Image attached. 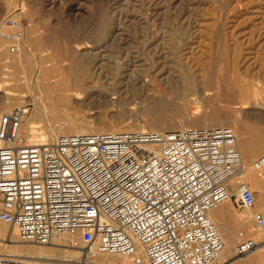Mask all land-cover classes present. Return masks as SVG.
Masks as SVG:
<instances>
[{"label":"built area","instance_id":"built-area-1","mask_svg":"<svg viewBox=\"0 0 264 264\" xmlns=\"http://www.w3.org/2000/svg\"><path fill=\"white\" fill-rule=\"evenodd\" d=\"M10 23L16 32L6 37L18 42L24 32ZM30 110L24 104L0 117V222L24 242L48 245L79 233L86 258L218 264L226 242L210 213L236 194L242 208L256 204L231 127L90 132L31 144L21 131ZM253 168L264 171V156ZM254 222L264 232V215ZM262 245L240 231L236 256ZM0 264L32 263L2 257Z\"/></svg>","mask_w":264,"mask_h":264},{"label":"rangeland","instance_id":"rangeland-1","mask_svg":"<svg viewBox=\"0 0 264 264\" xmlns=\"http://www.w3.org/2000/svg\"><path fill=\"white\" fill-rule=\"evenodd\" d=\"M48 1L52 0H0V33H15L10 21L17 19L25 37L35 47H32L34 55L26 53L24 45L22 47L24 57L28 56L26 60L31 61H26L24 71L16 60L13 63L16 56L11 58L9 54V49L18 44L17 41L0 37L7 46L0 49V81L6 91L19 95L13 101H0V117L6 107L14 110L22 101L29 104L31 110L34 107L30 101L32 93L23 80L25 72L30 75L35 70L32 58L43 56L46 63L68 59L63 63L72 62V69L78 77H88L86 80H89L99 60L95 57L99 48L105 49L111 63L102 78L101 97L81 101V106L62 112L61 118H52L54 122L58 121L57 124H61L62 118L63 124L69 119H78L80 122L93 121L98 127L96 123L101 119L120 127L123 125L128 129L125 132L139 131L134 129L138 126L152 131L150 125L154 122L178 130L184 119L209 112L222 120L229 119L225 126L231 127L236 113L245 108V95L253 97L255 89H260L259 97L264 102V0H60L66 10L76 11V19L69 17L72 13L69 11L66 15L50 11ZM22 11L20 18L15 17ZM5 20L7 25L3 27ZM88 50L94 54H85ZM116 63L121 65L116 66ZM57 67L62 69V64ZM130 69L152 82L150 92L156 96H145L141 85L126 82L125 74L132 73ZM153 70H163L165 76L169 75L173 81L172 89L153 76ZM16 83H20V87ZM204 94L211 99L203 98ZM236 119L237 130L250 137L247 142L264 145V117ZM40 126V132L47 133L46 124ZM260 156L264 153L246 159V163L253 165ZM253 171L257 173L254 168ZM244 181L250 187L253 185V181ZM229 224L233 225L231 232L243 231L234 228V221L229 220ZM0 225L13 229L3 222ZM250 225L252 230L256 229L255 224ZM263 235L247 238L263 239ZM80 239L79 235L70 244L74 248L65 247L64 243L57 247L83 251ZM261 251L244 256L251 258L245 264H264V249ZM4 252L8 253L0 248V254Z\"/></svg>","mask_w":264,"mask_h":264},{"label":"bare ground","instance_id":"bare-ground-1","mask_svg":"<svg viewBox=\"0 0 264 264\" xmlns=\"http://www.w3.org/2000/svg\"><path fill=\"white\" fill-rule=\"evenodd\" d=\"M126 1L130 2L132 0H126ZM181 1H183V0H181ZM43 2H44V0H43ZM48 6L50 7V11L55 12V10H56L63 15H66V11L72 12L69 15V17L72 19H76V16H77L76 11L74 9L66 10L67 8L64 7L63 1L62 2H60V0H52L51 2L48 1ZM181 7H183V6H181ZM17 13H18V11H17ZM23 13H24V11L17 14L15 17L20 18L21 14H23ZM57 18H59V17H57ZM12 21H16L17 28L23 30L22 25L20 24L19 20L12 18ZM5 22H6V20H5ZM6 25H7V22L3 24V27H6ZM12 28L15 29L14 27H12ZM23 32L25 33L24 30H23ZM31 33H32V31H31ZM8 35L9 34H7V33H2V32L0 33V37L3 36L4 38H7L6 36H8ZM29 37H31V36H29ZM17 43L18 44L15 43L16 45H18L17 50L14 52L10 48L9 54L12 55V57L10 56L11 58H13L14 55L16 56L14 58L13 63H16V61H17L18 65L22 66L23 70H24L25 64L30 63L31 61L28 62L26 60L28 57L26 54H25V56H27V57H24V55L22 53V47L24 45L25 49L27 50L25 52L26 53L28 52V54H29V52H31V54H33L32 53V52H34L33 48H35V47H33V44L29 41V39H27L25 37V35ZM6 47L7 46L4 43H2V39H1L0 40V49L4 50ZM156 49H158V48L156 47ZM105 53H106V51L103 48H99L98 54L95 53V54H97V55H95V57L98 58L99 60L95 64L96 69L92 73L89 80H86V79H88V77L86 79H80L78 77V75L72 69V62L63 63V61H69L68 59H60L59 61H55L56 60L55 59L52 61H48V59L46 58L48 61L47 63L45 62V58L43 60V56L41 58H40V56H38V58L34 57L31 59L32 60L31 64L35 65V70L33 67H31V70L33 69L34 71L30 75H28V73L26 74V72H25L23 80H25L24 82L27 86L26 88L28 89V91L30 93H32V95L30 96L31 97L30 101L33 102L34 107L32 108V110L29 111V114L27 116H25L24 121L22 123V128H21L22 134L26 137V139L28 140L29 143L34 144V143H39V142H53L60 135H72V134H82V133H90V132H125V130H128V129L122 127L123 125L120 127L119 124L109 123L108 121L101 120V119L98 120L96 123V124H98V127H95L96 125L93 124V121L91 122V121H86V120L83 121L82 120L80 122L78 119H71V120L69 119V121L67 123L64 122L65 124H63L62 123L63 118H62V119H60L61 124L60 123L57 124L58 121L54 122L52 119V118H55V120H56L57 117L61 118V116H59V115H61L62 112H66V111L72 109L74 106H81V104H80L81 101H85V100H88L90 98L97 97V96L101 97L102 93L100 91H101V88L103 87L102 83L104 81L102 78L105 76L104 75V73L106 72L105 68L111 67L110 60L108 59V56ZM31 54H30V56H31ZM85 54L93 55L94 53L88 50ZM26 61H27V63H26ZM45 64H49V65L45 66ZM58 64H62V69H59L57 67ZM115 65L118 66V65H121V63H116ZM133 65H131V67ZM125 66H128V65L126 64ZM154 67L156 69V66H152L153 69H154ZM131 71H132V73H130L128 75H127V73L125 74L126 75V78H125L126 82L130 85L132 83L134 85H137V84L141 85V87L143 88L142 93L143 92L146 93L145 96H153V95L156 96V94H152L150 92L152 82L148 81V79H146V78L139 77V74H137V71H135V69H133ZM126 72H128V71H126ZM163 72H164L163 70H153V71H151V74L153 76H156L160 80V82L164 86H166L168 89L169 88L172 89L171 84L173 83V81L170 79L169 75L165 76L163 74ZM108 75H110V74H108ZM108 80H109V78H108ZM259 83H257V84H259ZM17 85H18V87H20V83H18ZM130 85H129V87H130ZM263 85H264V83L262 84V86ZM190 87H192V86H190ZM250 88L251 87L249 86V89ZM255 90H256V91H254L255 95L253 97H251L249 95H245V102H244L245 108L240 109L236 113L237 114L236 118H239V117L245 118L246 117L247 119L249 118L251 120V119H255L259 116L264 117V102H262L260 100V97H259L260 89H255ZM261 90H262V88H261ZM252 91H253V89H252ZM18 97H19L18 93L15 94V93H11V91L10 92L6 91V89H4V86L2 85V82L0 81V101H5V103H6V101H8V100L13 101L15 99H18ZM203 98L211 99V96L204 94ZM8 103L9 102H7V104ZM24 103H26V102H24ZM24 103L22 101L20 104L24 105ZM7 104H5V105H7ZM5 110H6V112L3 115L8 114L11 111H13V110L10 111V107H6ZM196 115L194 118L184 119V121H182V123L179 124V127L181 129H185V127H187V128L188 127L199 128V127L225 126L226 121L229 120V119H224V118H223L224 120H222L221 119L222 117L219 118L217 116L210 114L209 112H206L204 114H196ZM71 117H73V115ZM97 118H99V117H97ZM236 118H234V119L237 120ZM235 120L233 121L235 126L232 125L231 128H233L234 132L237 135L239 149L243 155V162H244V169H245L244 179L246 181L248 180V181L252 182L254 175H256L257 178L261 177L260 174L263 175L264 171L262 173H258V172L254 173L252 163L250 165H248V163H246V159L253 158L262 149H259V151H258V149L256 148V146H257L256 143L253 142L254 145L256 144L254 146L253 144L247 142L248 136H246L244 134V132H242L241 130H240L241 132H239L237 130L238 127H236V121ZM41 123L46 124V128H47L46 132L47 133H42V131L40 132ZM154 123L157 124V122H154ZM154 123H152V124L150 123L151 124L150 129L152 130L150 132L164 133V132L174 131V130H172L174 128L171 129V126H169L170 128H168L167 126L166 127L165 126H158ZM230 123H231V121H230ZM241 128H242V126L240 127V129ZM134 129H138L139 131H145L142 126H138ZM252 133L253 132H251V134ZM248 138L250 140V137H248ZM261 145H263V144H261ZM258 154H260V153H258ZM257 178H256V180H257ZM237 182H238L237 178L232 179L231 184L233 185V187L236 185ZM249 187H250V185H249ZM251 187H253V185H251ZM256 188H257V185H256ZM259 193L256 195H259ZM256 197H258V196H256ZM255 210H256L255 208H252V209L242 208L240 206V196H239V194H236V195H234V197L231 200H229L228 202H226V203L220 205L219 207L215 208L210 213V217L212 218L214 223L217 225L220 233L222 234V236L226 242L225 249L220 256L218 264H245L246 260L251 259L249 257H248V259H246V257H244V256H247L249 254L244 255V256H236L235 248H236L237 243L235 244V241L240 238V232H238V231L235 233L231 232L232 230H230V229H232L233 225L231 226L229 224V220L234 221V223H235L234 228H239V229L243 230L245 237H249L250 235H255V237H256V235L257 236L261 235L264 232H262V233L257 232L256 229L252 230V227L250 224H253V225L255 224V222H254ZM79 235L80 234L77 233L74 235H66V236L56 237L53 240V242L50 243V245H52V246L41 245V244L36 245V243L24 242L20 237L18 229L13 228L10 230L7 227H2L0 225V248L1 249L3 248L4 250L8 251L7 254L5 252H4L5 254H0V258L12 257V258L27 261V262L32 263V264H74V263L78 264V263H82V261L85 259H86L88 264H135L132 258L121 256V255L96 254V255L84 258L86 256H85L84 252L81 250L59 249L57 247L58 245H61L62 243H64L63 246L74 248L71 245H72V243H74V240ZM260 240L264 241V238L260 239ZM3 245H4V247H3ZM263 248H264V245H262L260 247V249L257 250V252L263 250ZM255 252L256 251H254L250 254H254ZM249 256H251V255H249Z\"/></svg>","mask_w":264,"mask_h":264},{"label":"crops","instance_id":"crops-1","mask_svg":"<svg viewBox=\"0 0 264 264\" xmlns=\"http://www.w3.org/2000/svg\"><path fill=\"white\" fill-rule=\"evenodd\" d=\"M256 148L258 149V151H259V149H262L258 152L260 154L257 153L256 155H261L264 153V146L263 145H257ZM260 176L261 177L257 178L256 175H254V177H253V181H254L253 182V191L255 190L254 191L255 195L260 192L259 195H256L258 197H256V204H255L254 208L256 209V211H258V213H261L264 215V172H263V175L260 174ZM256 178H257V180H256ZM256 185H257V188H256Z\"/></svg>","mask_w":264,"mask_h":264}]
</instances>
